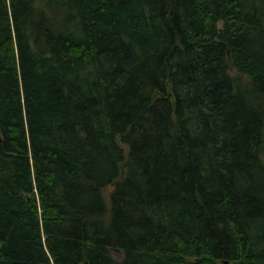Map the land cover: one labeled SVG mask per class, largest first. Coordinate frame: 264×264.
Wrapping results in <instances>:
<instances>
[{
    "label": "trees",
    "instance_id": "16d2710c",
    "mask_svg": "<svg viewBox=\"0 0 264 264\" xmlns=\"http://www.w3.org/2000/svg\"><path fill=\"white\" fill-rule=\"evenodd\" d=\"M224 260L264 264V0H0V264Z\"/></svg>",
    "mask_w": 264,
    "mask_h": 264
},
{
    "label": "rangeland",
    "instance_id": "374dc122",
    "mask_svg": "<svg viewBox=\"0 0 264 264\" xmlns=\"http://www.w3.org/2000/svg\"><path fill=\"white\" fill-rule=\"evenodd\" d=\"M221 24H222V22H221ZM234 74H235V71L233 72ZM122 144V143H121ZM122 146L124 147V149H125V151H126V153H127V151H128V146L126 145V144H122ZM112 188H106L105 190H104V193L106 194V196L108 197L109 196V194H110V192L112 191L111 190Z\"/></svg>",
    "mask_w": 264,
    "mask_h": 264
},
{
    "label": "water",
    "instance_id": "95a60500",
    "mask_svg": "<svg viewBox=\"0 0 264 264\" xmlns=\"http://www.w3.org/2000/svg\"><path fill=\"white\" fill-rule=\"evenodd\" d=\"M109 188H112V189H113V185L109 186ZM112 189H111V190H112ZM222 263H223V264H230V262H229L228 260H224Z\"/></svg>",
    "mask_w": 264,
    "mask_h": 264
}]
</instances>
